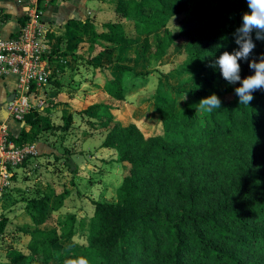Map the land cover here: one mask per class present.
<instances>
[{"label":"trees","instance_id":"1","mask_svg":"<svg viewBox=\"0 0 264 264\" xmlns=\"http://www.w3.org/2000/svg\"><path fill=\"white\" fill-rule=\"evenodd\" d=\"M189 10L200 15L197 25L173 32L170 21ZM115 11L122 20L94 24L89 33L90 49L100 59L93 65L111 75L108 93L126 98L123 72L133 68L121 64L123 50L136 66L165 62L182 51L175 70L189 88L181 98L160 85L146 98V117L158 115L163 134L147 137L135 123L124 126L107 104L77 112L92 119L87 136L106 133L102 147L116 150L119 163L129 168L117 200L95 201L84 250L59 256L54 246L76 235L78 216L60 214L56 226L44 225L69 191L54 194L49 188L24 200L35 227L23 230L27 251L11 250L9 264H264V90L240 104V82L228 83L210 66L239 47L233 34L250 11L247 0H116ZM18 19L24 27L30 17ZM252 38L256 47L248 61H239L242 79L254 74L249 63L264 57V40L255 32ZM55 53L63 61L70 54L56 46ZM213 93L221 107L211 112L190 102L199 104ZM44 117V106L31 108L12 139L18 145L34 142L31 131ZM8 224V216L0 215V234Z\"/></svg>","mask_w":264,"mask_h":264},{"label":"rangeland","instance_id":"2","mask_svg":"<svg viewBox=\"0 0 264 264\" xmlns=\"http://www.w3.org/2000/svg\"><path fill=\"white\" fill-rule=\"evenodd\" d=\"M42 1L44 0H39ZM97 1H89L96 10L99 6ZM102 1L104 7L99 10L100 14L96 12L94 15L96 21L122 20L113 6L116 0ZM8 2L7 4H10ZM48 7L44 2L40 8L45 12ZM199 19V14L189 10L188 13L175 16L169 26L177 33L183 24L194 28ZM70 25L64 24L62 29L58 30L62 46L57 48L60 53H70L66 59L69 63L58 58L55 53L51 62L52 81L43 87L44 89H39L36 99L32 101L39 107L44 106L45 114L39 125L31 131L38 154L14 167L10 186L4 187L0 195V215L6 214L9 219L6 232L0 234V264H9L8 253L13 249L27 251L29 235L23 230L33 229L35 225L26 211L24 200L40 195V191L49 188L54 194L69 191L70 195L63 206L59 210L50 211V218L44 226H56L60 214H77L76 235L54 246V254L59 256L66 250L83 251L87 245L88 228L95 211L94 202H115L117 190L129 172V168L116 159L119 158L117 151L102 147L106 133L87 136L88 125L92 119L82 118L77 113L87 109L91 102L107 104L102 98V88H107L111 75L93 65L100 59L96 57L98 51L90 49V42L85 34L89 28H84L78 21L74 29L79 28L84 32L83 36L78 37L74 31H70ZM5 29L15 30L16 27L10 28L4 23L0 26V32H5ZM126 55L123 50L120 56L121 64L133 68L123 72L126 98L120 101L114 111L115 106L107 105L111 106L115 120L123 125L135 123L147 137L158 135L161 122L146 117L151 104L146 98L160 85L169 87L176 96L182 98L181 91L189 86L183 85L186 78L178 75L175 69L183 61L184 55L182 51H175L165 62L147 60L138 66L134 64L133 58ZM60 63H64V66L61 67ZM116 67L114 65V68ZM2 95L4 88L0 81V99ZM190 102L198 105L194 98H190ZM136 111L139 113L136 114ZM135 114L139 115V120L133 119ZM68 116L69 123L66 118ZM9 123L14 131H20L19 122L9 119Z\"/></svg>","mask_w":264,"mask_h":264},{"label":"built area","instance_id":"3","mask_svg":"<svg viewBox=\"0 0 264 264\" xmlns=\"http://www.w3.org/2000/svg\"><path fill=\"white\" fill-rule=\"evenodd\" d=\"M23 1V0H21ZM26 7L30 17L28 23L11 37L0 36V80L15 78V98L9 102L7 110L9 118L0 123V195L4 187L10 186L14 175V167L22 165L28 158L38 154L35 142L18 145L12 137L16 132L9 119L19 122L20 128L31 108L38 105L37 90L50 83L53 75L51 60L53 42L50 25L43 20V9L38 6ZM47 6L50 0H44Z\"/></svg>","mask_w":264,"mask_h":264},{"label":"crops","instance_id":"4","mask_svg":"<svg viewBox=\"0 0 264 264\" xmlns=\"http://www.w3.org/2000/svg\"><path fill=\"white\" fill-rule=\"evenodd\" d=\"M10 2V4H7V2ZM90 0H70V1H63V0H56L55 3H49L47 6H49L46 11L43 14V20L48 23L50 25V28L52 29V42H55V46L56 48H59L62 46L61 44V37L60 34L58 32L59 29H62V26L64 24H71V28H75V26L79 23L84 27V28H89L87 31L85 32L87 39L89 41L90 38V30L93 27L94 24H100L103 23L104 21H96L94 18V15L96 14V12H98V14L101 13V11H99L100 9H102V7H104L101 1H97L94 0V2H99V6L97 7L98 10H96V7H93L91 5V3H89ZM92 1V0H91ZM0 0V26L3 25L4 23H7L8 26H10V28H14L16 27L15 30L13 29H5V32H0V36L7 38V37H11V36H15L20 29L22 28L20 22L18 21V18L24 17L27 15V11L25 10L27 5L30 6V8H34L36 7V2L34 0ZM8 2V3H9ZM44 3V1L42 2H38V6H41V4ZM46 6V7H47ZM113 6H115L113 4ZM89 11V12H87ZM93 13V15H89ZM88 14V15H87ZM77 23V24H75ZM69 26V28H70ZM80 27V26H79ZM4 29V28H3ZM79 31H81L82 36L84 35V32L82 31V29L76 28ZM2 31V30H1ZM78 37H81L78 36ZM54 46V47H55ZM68 59V58H67ZM69 61V60H68ZM67 62V60L65 61ZM69 63V62H67ZM111 70V69H110ZM112 72V70H111ZM3 83V88H4V95H2L1 99H0V121H4L5 119L9 118V112L7 110V106H8V98L11 96L12 93H14V90L16 88V83H15V78L14 77H10L9 79L6 80H0ZM44 89L43 87L39 88ZM38 89V90H39ZM37 90V92H38ZM102 90H104L103 92V99H104V103L110 104L115 106L113 109L116 110V107L119 105V103H121V100H117L115 98H113L107 91L106 88H102ZM38 95V93H37ZM36 95V96H37ZM91 97V95H90ZM92 103L95 102H91V105H93ZM95 104H100V103H95ZM133 119H136L133 117ZM155 119H158V115L155 116ZM137 120V119H136ZM154 120V119H151ZM159 120V119H158ZM126 126V125H124ZM161 128H160V133L159 134H163V128H162V123H161ZM16 132V131H15ZM103 142V141H102ZM110 149V148H109ZM106 150V149H104ZM108 150V148H107ZM114 150V149H112ZM116 151V150H114ZM108 152V151H107ZM105 152V153H107ZM118 159V158H116Z\"/></svg>","mask_w":264,"mask_h":264},{"label":"clouds","instance_id":"5","mask_svg":"<svg viewBox=\"0 0 264 264\" xmlns=\"http://www.w3.org/2000/svg\"><path fill=\"white\" fill-rule=\"evenodd\" d=\"M250 11L245 12L242 24L233 34L235 43L239 46L235 51H224L210 65L217 68L222 77L230 84L240 82L235 88L240 104H249L253 99V92L264 90V57L259 61L253 59L249 67L254 69V74L241 78V59L248 61L253 49L256 47L252 34L255 32L257 40H264V0H247ZM221 107V99L213 93L202 98L197 106L198 111L211 112Z\"/></svg>","mask_w":264,"mask_h":264},{"label":"water","instance_id":"6","mask_svg":"<svg viewBox=\"0 0 264 264\" xmlns=\"http://www.w3.org/2000/svg\"><path fill=\"white\" fill-rule=\"evenodd\" d=\"M15 98V93H12L11 96L8 98V104Z\"/></svg>","mask_w":264,"mask_h":264}]
</instances>
